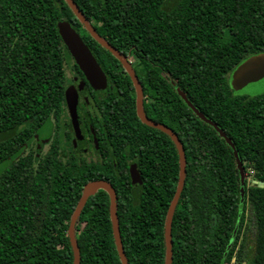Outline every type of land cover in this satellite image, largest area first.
Instances as JSON below:
<instances>
[{
	"label": "trees",
	"instance_id": "1",
	"mask_svg": "<svg viewBox=\"0 0 264 264\" xmlns=\"http://www.w3.org/2000/svg\"><path fill=\"white\" fill-rule=\"evenodd\" d=\"M128 5L125 11L135 13L134 1ZM179 10L172 26L160 25L169 30L160 34L165 41L157 53L164 67L148 69L150 78L160 79L164 72L174 80L173 127L186 157L185 182L172 219V264H228L232 257L244 264H264V92L249 96L232 88L235 69L264 52V0H183ZM71 18L74 14L64 0H0V264L73 262L63 218L71 215L82 185L96 177L93 172L86 177L85 169L75 186L72 178L58 177L66 170L56 164L47 169L44 160L34 162L31 154L27 159L20 154L29 135L65 108L70 54L57 25ZM72 70L81 74L76 65ZM116 70L109 73L116 76ZM126 80L131 101L127 118L135 120L132 86L128 76ZM158 87L166 103L170 85L159 81ZM177 88L231 138L244 168L252 166L254 179L263 186L245 179L241 193L231 147L186 105ZM139 132H127L128 146L135 150L141 146ZM159 134L165 140V156H172L173 162L154 155L149 142L144 148L147 157L137 156L144 172L137 196L128 174L108 179L118 198L120 235L129 264H164V221L179 163L171 140ZM42 207L56 214L66 211L60 227H49L54 217L33 225V213ZM79 220L86 221L76 229L80 264H121L104 190L88 198Z\"/></svg>",
	"mask_w": 264,
	"mask_h": 264
},
{
	"label": "flooded vegetation",
	"instance_id": "2",
	"mask_svg": "<svg viewBox=\"0 0 264 264\" xmlns=\"http://www.w3.org/2000/svg\"><path fill=\"white\" fill-rule=\"evenodd\" d=\"M73 1L96 33L119 51L133 69L142 90V107L145 115L176 133L173 127L174 80L168 73L164 72H161L162 78L160 79L153 75L150 78L148 69L157 70L160 67H164L165 63L158 60L157 57L158 49L161 46L160 42L163 43L165 41L164 38L160 40V34L165 36L169 33V30L163 26H172L169 24L171 20L173 18L178 19L180 15L178 13L180 11L179 7L183 0H133L136 5L135 13L125 11L129 6L130 0ZM74 17L75 19L71 18L63 21H68L71 24L93 54L106 75V86L104 90L97 92L89 84L69 53L70 58L66 62V67L71 69L72 75L67 76L66 90L69 88L77 92L76 118L80 138L75 132L65 101V108L61 111V115L50 116L44 120L31 133V136L29 135L27 141L23 143L20 154L25 156L26 159L31 154L34 162L44 160L43 164L47 169H50L49 165L56 164V168L61 167V169L66 170V173H61L58 177L72 178L75 181V186H77L79 175L83 174L82 171L85 169L87 170L86 177L91 175L92 172V176L95 175L96 177L90 180L104 179L109 181V178H120L124 174L125 176L128 174L130 181L133 177L138 176L142 186L144 172L138 165L141 161L139 160L140 157L137 156L147 157L148 154L144 148L151 142L154 146L153 154L156 156L159 154L162 160L165 159L164 162L172 163V156H165V140L163 135L159 134V131L166 135L169 140L171 138L162 130L147 125L139 118L136 112L135 87L122 62L88 32L75 14ZM133 26L135 28H132ZM104 50L110 53L111 56L107 55ZM149 52L151 56L148 55ZM75 65L81 74L72 70ZM112 68L118 70H116L118 75L112 76L109 73ZM126 76L129 77L131 82L134 111L137 120H129L127 118L129 108H131V101L127 99V93H125L127 89ZM149 80L151 81V86H149ZM159 81H167L170 85L167 89L166 103L159 91ZM118 83L120 85L124 83L125 85L123 87L118 85ZM149 89H152V94L148 92ZM178 89L177 94L182 98ZM130 123L136 125L132 126ZM143 125L154 128V131L148 130ZM43 129L45 134L40 135ZM133 130L140 131L141 146L137 150L128 146L127 142V132H132ZM176 135L178 136L177 133ZM171 142L174 145L172 140ZM137 143L139 144V142ZM160 145L162 148H160ZM110 165L113 166L112 169ZM2 166L0 164V175L2 174ZM67 169L71 172L68 173ZM65 212L61 211V213L56 214V212L52 210L48 212L42 207L33 213V225H37L40 220L45 218L54 217V220L51 219L49 221V227H60L62 224L60 218L63 217ZM63 222L68 229L70 216L68 218L64 217ZM85 224L86 221L79 220L78 217L75 223V233L78 227L82 228Z\"/></svg>",
	"mask_w": 264,
	"mask_h": 264
},
{
	"label": "water",
	"instance_id": "3",
	"mask_svg": "<svg viewBox=\"0 0 264 264\" xmlns=\"http://www.w3.org/2000/svg\"><path fill=\"white\" fill-rule=\"evenodd\" d=\"M69 8L73 11V13L77 16V18L81 21V23L86 27L88 32L95 37L106 49H108L113 55H115L122 62L125 70L129 74L136 91V112L139 118L152 127L158 128L165 132L171 140L174 142L175 148L178 154V163H179V172H178V181L176 185L175 192L173 197L169 203L165 221H164V243H165V256H164V264H172V219L173 214L180 198L181 192L183 190L184 182H185V174H186V157L184 153V149L181 141L179 140L176 133H174L167 126L155 122L149 119L142 107V90L138 81L136 74L133 69L128 65L125 61L124 57L117 51L114 47H112L109 43H107L103 38H101L96 31L90 26L84 15L79 10L78 6L75 4L73 0H64ZM57 30L62 38V41L66 45L69 53L74 58V61L79 66V69L82 71L89 84L97 91L101 92L104 90L106 86V75L103 70L97 63L93 54L87 47V45L82 41L79 34L74 30L71 24L68 21H61L57 25ZM264 80V52L259 53L253 56H250L246 60H244L234 71L232 78V88L235 92L239 93L241 91H246L251 89L260 81ZM179 94L184 99L187 106L193 110V112L203 121L212 125L216 132L226 141V143L231 147L236 166L239 170L240 175V190L243 194L244 186H245V171L244 165L242 161L239 159L237 151L235 149L234 143L231 138L220 128L213 120L207 117L202 111H200L190 100L186 97L184 93H182L178 89ZM65 101L66 105L72 120V124L74 126L75 132L80 138L79 127L76 118V104H77V92L74 89H67L65 91ZM252 183L258 184L259 186H263L262 181L251 180ZM141 181L140 178L133 177L131 180V189L133 195H138L140 193ZM98 190H104L109 196V218L111 222L112 234L114 244L121 261V264H129L124 247L121 240L119 221L117 215V196L114 190V187L111 183L104 179H94L86 182L82 187L81 195L70 215V223L67 229V235L70 243V247L72 250L73 262L72 264H80V249L78 246L76 233H75V223L80 216L82 208L84 207L87 199L95 194Z\"/></svg>",
	"mask_w": 264,
	"mask_h": 264
},
{
	"label": "rangeland",
	"instance_id": "4",
	"mask_svg": "<svg viewBox=\"0 0 264 264\" xmlns=\"http://www.w3.org/2000/svg\"><path fill=\"white\" fill-rule=\"evenodd\" d=\"M66 74L68 77L72 75L71 69L69 67L66 68ZM263 92H264V80L257 83L251 89L246 90V91H241L238 94H247L249 96H254V95L261 94ZM43 134H45L44 129L41 130L40 132V135H43ZM244 171H245L246 180L249 184L251 180H254V174H255L254 168L252 166H247V168H245ZM247 248H248L249 254H251L254 249L252 226H250L249 230L247 231ZM228 264H244V262H238L236 257H232L231 261Z\"/></svg>",
	"mask_w": 264,
	"mask_h": 264
}]
</instances>
